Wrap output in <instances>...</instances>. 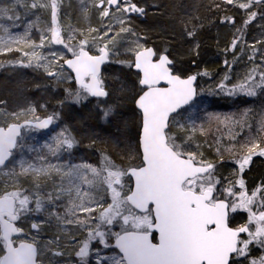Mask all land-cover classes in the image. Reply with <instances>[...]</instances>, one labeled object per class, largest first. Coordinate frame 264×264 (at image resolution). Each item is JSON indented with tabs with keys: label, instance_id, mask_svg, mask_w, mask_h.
<instances>
[{
	"label": "snow or ice",
	"instance_id": "6c2138e0",
	"mask_svg": "<svg viewBox=\"0 0 264 264\" xmlns=\"http://www.w3.org/2000/svg\"><path fill=\"white\" fill-rule=\"evenodd\" d=\"M18 2L12 0L10 4H0V19H18L15 11ZM225 2L243 10L246 18L236 29L241 36L248 24L256 19V7L264 8V0ZM61 3L62 0H47V3L31 0V8L50 11L49 35L45 37L42 34L39 45L28 39V31L22 36L12 35L9 27L0 24V32L9 33L7 39L0 36V53L13 51L14 45H35L31 52H23L28 60L27 63L18 61L21 66L43 68L57 83L63 82V79H74L78 90H66L67 98L80 104L94 97L99 105L104 103L99 98L109 96L101 73L102 66L119 55L118 37L122 33L136 36L135 47L126 49L133 59L116 62L138 70V82L142 86L136 99V106L141 112L140 163L122 168L107 156L100 168L87 163H54L50 157L59 161L63 152L71 153L77 140L67 128H62L52 136L50 143L43 145L46 152L26 144L21 129H47L59 119L57 112L41 118L34 106L25 110L32 114L33 119L22 124L6 123L0 127V174L27 177L32 183L31 189L20 188L19 181L13 180L11 190L0 188V264H40L35 236L29 240L23 227L17 224L32 213H47L50 219L57 221L62 231H69L67 226L73 225L87 233L76 252L79 264H90L94 240L106 248L118 249L117 254L108 258L110 264H264V254L253 255L257 249L264 251V185L249 194L243 178L253 156L264 157V147L250 137L242 145L246 148L245 153L236 158L237 178L226 181L218 189L221 180L215 176V164L198 159L199 153L184 146L198 128L191 115L182 122L179 110L190 105L196 97L197 89L193 85L197 76L181 79L169 67L173 61L167 54L158 56L154 49L139 43L141 38L130 27V14L142 16L145 9L133 0H92L101 17L102 30L89 27L88 31L99 33L92 39L99 38L102 43L90 45L89 40L76 29H70L67 35L62 34ZM81 4L82 13H86L88 5L84 0ZM259 14L264 19V12ZM225 20L235 24L232 17ZM182 22L187 25L192 21ZM186 31L192 37L196 28L186 27ZM45 39L51 44L63 45L71 53V58L56 50L41 55L36 49L44 47ZM239 43L240 38L234 37L228 50L235 52ZM257 43L264 44V40ZM252 48L248 59L255 60L256 52H260L264 63V51L254 45ZM49 56L52 58L49 59ZM61 60L63 63H59ZM54 65H58L56 70H53ZM65 65L75 74L74 77L65 76ZM258 67H253L241 81L231 86L225 82L228 79L226 75L217 85L219 93L255 96L258 89H264V71L258 72ZM162 82L167 87H162ZM3 103L0 101V104ZM113 111L112 106L102 108V118L107 120ZM20 114L10 115L18 118ZM0 115L7 116L9 113L0 109ZM207 119L220 121L227 117L208 113ZM173 128L184 130L186 136L178 140L172 133ZM199 130L203 131V125ZM26 152L35 155L29 159L25 157ZM217 152L222 158L219 148ZM125 177L133 179L134 183L129 184ZM49 182L51 190H45L43 186ZM97 184L103 185L111 195V203L106 206L92 195ZM125 188L127 193L122 195ZM61 208L63 212L59 210ZM97 208L102 210L98 215H92ZM237 211L247 213V220L232 226L230 215ZM116 221H121V230L112 232L110 226ZM31 227L38 234L39 224L32 223ZM153 233H158V242H154ZM110 236H114V244L109 243ZM56 243L57 240H50L43 247ZM53 255L63 253L53 252ZM96 264H100V259Z\"/></svg>",
	"mask_w": 264,
	"mask_h": 264
},
{
	"label": "trees",
	"instance_id": "16d2710c",
	"mask_svg": "<svg viewBox=\"0 0 264 264\" xmlns=\"http://www.w3.org/2000/svg\"><path fill=\"white\" fill-rule=\"evenodd\" d=\"M37 1L47 3V0ZM11 2L12 0H0V4L3 5ZM30 2L31 0H19L15 9L19 18L11 21L0 19V24L9 27L12 35L22 36L28 31V39L34 40L36 45H39L40 36L49 35L47 29L51 22L50 11L45 8L33 9L29 6ZM133 2L145 9V14L142 16L136 13L130 14V27L141 38L139 43L144 47L154 48L158 56L167 54L173 61L175 74L183 78L197 75L199 82L202 80L201 84L205 79L209 80L212 83L211 91L217 88L226 75L231 78L237 68V62L243 58L247 59L252 54L253 45L256 49L264 51V44L257 43L264 40V19L259 14L264 12V8L259 6L256 7L258 12L256 19L248 24L241 36L236 29L246 18L243 10L227 4L225 0H133ZM84 3L88 5L86 13L81 11L83 6L81 0H62L60 10L62 34L67 35L70 29H76L89 40L90 45H99L102 43L99 38L92 39L98 37L99 33H90L88 29L92 27L102 30L101 17L92 0H84ZM226 17H232L235 24L227 22ZM189 20L192 22L187 25L182 22ZM193 26L196 28V33L189 37L186 27L191 29ZM8 34L0 32V36L5 39ZM234 37L240 38L235 52L228 50ZM104 39L106 40L107 37ZM136 39V36L124 33L118 37L119 55L116 58L119 61L133 59L126 49L135 47ZM33 47L35 45L19 44L14 45L11 52L0 53V101L5 102L0 104V109L9 113L7 116L0 115V126L33 119L32 114L25 111L30 106L36 108V114L41 118L57 112L60 125L47 132L25 130L23 135L26 137V144L46 152L47 149L43 145L50 143L52 136L62 128H67L77 140V144L70 154L63 152L59 161L50 157L54 163H87L100 168L103 158L107 156L118 167L128 168L138 165L141 114L135 105L141 86L138 82V74L133 68L122 63L110 65L111 61L105 67L102 76L109 96L103 101H110L113 98L117 101L119 110L114 120L108 125H103L101 109L93 106L91 102L78 108L72 107L66 90L73 92L78 90L74 79H63V82L57 83L54 78H48L43 68L10 69L12 62L23 60L27 63L28 58L23 56V52H31ZM16 48L21 50L16 51ZM36 50L41 55L56 50L64 52L66 58H71V53H68L63 45L51 44L48 39L44 40L43 48ZM255 56L254 62L257 65H264L260 52H256ZM225 61L228 63L226 64ZM57 67L58 65H54L53 70ZM205 72L207 75H203ZM65 76L72 75L65 69ZM198 96L201 98L197 100L198 110L193 119L198 130L184 146L190 151L199 153L198 159L215 164V173L221 172L223 167L219 179L225 184L226 181L237 178L238 164L234 162L238 156L245 153L246 148L242 145L250 137L264 146V126H262L264 125V89H259L252 98H235L229 102H225L226 99H219L216 94L214 100H205L202 88H199ZM11 113L21 114L16 118L10 115ZM208 113H216L227 119L209 121ZM181 121L185 120L181 119ZM201 125H203L202 132L199 130ZM172 133L178 140L186 136V133L183 135L175 128L172 129ZM217 148L221 150L222 158ZM34 155L35 153H25V157L29 159ZM261 159L256 158L243 173V178L252 191L264 185V160ZM230 164L234 165L233 169L230 168ZM126 178L132 183L131 178ZM56 179L58 182V178ZM13 180L19 181L20 188H32L30 178L10 177L4 174H0V188H4L2 187L4 185L6 190H11ZM43 187L45 190H51V183ZM126 193L127 191L124 192ZM92 195L104 206L111 203V195L104 190L103 185L97 184ZM59 210L63 212L64 209ZM101 210L97 208L96 213L92 215H98ZM32 223L39 224L38 234L36 229H32ZM17 224L23 227L29 240L35 236L40 253V264H79L76 252L79 242L85 240L86 232L73 225L67 226L69 231H62L57 221L50 219L47 213H32L29 217L17 221ZM120 224L121 221L114 222L110 226L111 231L119 232ZM108 239L110 244H114V236ZM50 240H57V243L48 248L43 247ZM91 250L90 264H96L97 259H100V264H110L108 258L118 253L114 247L106 248L98 240L92 242ZM258 251L259 249L255 252ZM53 252H61L63 255H53Z\"/></svg>",
	"mask_w": 264,
	"mask_h": 264
},
{
	"label": "rangeland",
	"instance_id": "374dc122",
	"mask_svg": "<svg viewBox=\"0 0 264 264\" xmlns=\"http://www.w3.org/2000/svg\"><path fill=\"white\" fill-rule=\"evenodd\" d=\"M37 2H38V1H37ZM30 3H31V2H30ZM38 3H39V2H38ZM29 6H30V5H29ZM116 57H117V56H116ZM116 57H114V58L111 60V64H110V65H113V64L119 65V63L116 62V61H119V59H117ZM258 65H259L260 67L257 68V71H258V72H259V71H264V65H260V64H258ZM256 66H257V64L254 62V60H249L248 58H247V59H245V58L240 59V60L237 62V64H236V67H237V68L235 69V72L233 73V75H231V78L228 77V80L225 81V82H226L227 85H229V86H231V85H233V84H235V83H238L239 81H241V80L244 78V76H245L248 72H250V71L252 70L253 67H256ZM9 67H10L11 70H17L18 68H22L23 66H21V64L18 63V61H15V62H12V64H11ZM25 68H27V67H25ZM258 78H259V77H257V79H258ZM201 82H202V80H200V82H199V88H202V89H203V95H204L205 100H210V99H213V100H214V98H213V97H214V94H216L217 97H218L219 99H226L225 102H229V101H231L232 99H235V98L238 99V98H243V97H244V98H252V97H254V96H246V95H243V94L232 95V96H230V95H225V94L219 93L218 88H216V89H214V90L211 91L210 87H211L212 83H211L209 80L205 79V80L203 81L202 84H201ZM258 90H259V89H258ZM258 90H257V92H258ZM90 98H91V97H89L86 101H84L83 103H80V104L72 103L71 101H70V103H71L72 107H75V108L81 107L82 105L87 104V103H90V102L93 104V106L97 107L98 109H102V108L107 107V106H112L113 109H114L112 115H111L107 120L103 119V120H102V124H103V125H108V123H110V121H112V120L115 119L116 115L118 114V110H119V105H118L117 101L113 100V98H112V99H110V101H109V100H106V101H104V103H101V104L98 105V104H97V101L92 102V101H91L92 99H90ZM198 98H201V96L198 97ZM198 100H199V99H198ZM70 103H69L68 105H70ZM197 106H198V105H197V101H196V103H194L192 106H190V107L188 108L189 111H184V112L182 113V115H181L180 118L183 119V120H185V121H187L189 115H191V119L193 120V119H194V115L196 114V112H197V110H198V109H197ZM59 125H60V120L58 119L57 121H55L53 128H56V127H58ZM36 131H37V130H36ZM178 132H179V133H182L183 135L186 133L184 130H179V129H178ZM260 144H261V143H260ZM261 147H264V146L261 144ZM241 155H243V154H241ZM256 158H262L261 160H264V157H261V156H258V155H254L253 158H252L251 164L248 165V166L245 168V170L248 169V168L252 165V163L255 161ZM109 159H110V158H109ZM110 160H111V159H110ZM229 161H230V162H233L232 160H229ZM234 163H236V160H235ZM230 168L233 169V168H234V165H231V164H230ZM222 172H223V167H221V172L218 171V173H215V176H216L217 178H219V176H220V174H222ZM243 176H244V175H243ZM124 179H125V178H124ZM125 180L128 181L129 184H132V183L129 181L128 178H126ZM245 183H246V182H245ZM221 184H222V181H221ZM2 187L5 188L4 185H3ZM246 188H247V190H248V193L251 194V193H252V189L249 188V187L247 186V183H246ZM125 191H127V188H125L124 192H125ZM124 192L122 193V195L124 194ZM258 198H259V197H258ZM241 212H243V211H237L236 213H241ZM261 254H264V251L259 250L258 252H254V253H253L254 256H259V255H261Z\"/></svg>",
	"mask_w": 264,
	"mask_h": 264
},
{
	"label": "water",
	"instance_id": "95a60500",
	"mask_svg": "<svg viewBox=\"0 0 264 264\" xmlns=\"http://www.w3.org/2000/svg\"><path fill=\"white\" fill-rule=\"evenodd\" d=\"M152 48V47H151ZM152 49H154V48H152ZM155 50V49H154ZM157 53V52H156ZM154 59H156L155 57H154ZM170 59V58H169ZM110 63V61L109 62H107V63H105L103 66H102V68H101V73H103V71H104V69H105V67H107L108 66V64ZM170 68H171V70H172V72H173V74L174 75H177V74H175V72H174V70H173V64L172 65H170L169 66ZM65 69H66V71L67 72H69L73 77L75 76V74L71 71V69H67V67H66V65H65ZM133 71L135 72V73H137L138 74V70H136L135 68H133ZM191 76V75H190ZM197 76V75H196ZM181 77V76H180ZM189 77V76H188ZM188 77H185V78H183V77H181V79H187ZM48 78H53V77H49L48 76ZM75 81V80H74ZM75 83H76V81H75ZM198 83H199V79H198V77L196 78V81L194 82V87L197 89V95H196V97L193 99V101L191 102V104L190 105H185L184 106V108H181L180 110H179V112L181 113L182 111H184L185 109H187V108H189L190 106H192L194 103H196V101L198 100V92H199V87H198ZM76 85L78 86V84L76 83ZM141 86V85H140ZM161 86L162 87H167V85H165V84H163V82L161 83ZM142 87V86H141ZM92 99H97V98H94V97H91ZM107 98V97H106ZM106 98H99V99H106ZM136 106V105H135ZM136 109L138 110V112H140V110L137 108V106H136ZM140 114H141V112H140ZM175 115V114H174ZM22 123H24V121L23 122H21V124ZM55 123V122H54ZM54 123L52 124V125H50L49 126V128H47V129H39V130H37V131H39V132H47V131H49L50 129H52L53 128V126H54ZM1 127V126H0ZM26 129H21V132H22V134H23V132L25 131ZM35 130V129H34ZM132 180V184L134 183V180L133 179H131ZM153 235H156V240H154V242H158V233H153ZM117 251H118V249H116ZM38 260H39V257H38Z\"/></svg>",
	"mask_w": 264,
	"mask_h": 264
},
{
	"label": "flooded vegetation",
	"instance_id": "af4514ba",
	"mask_svg": "<svg viewBox=\"0 0 264 264\" xmlns=\"http://www.w3.org/2000/svg\"><path fill=\"white\" fill-rule=\"evenodd\" d=\"M105 84V83H104ZM78 87V86H77ZM105 87H106V89L108 90V88H107V85L105 84ZM90 99H92V98H90ZM101 101H103V100H105V99H100ZM92 102H95V101H97V99H92L91 100ZM140 113V112H139ZM222 185H224L223 183L222 184H220V185H217V188L219 189ZM254 190V189H253ZM223 198V197H222ZM246 220H247V213H245V212H241V213H232L231 215H230V224L232 225V226H238V225H240V224H243V223H245L246 222ZM155 236V238H156V235H154ZM156 240V239H155Z\"/></svg>",
	"mask_w": 264,
	"mask_h": 264
}]
</instances>
